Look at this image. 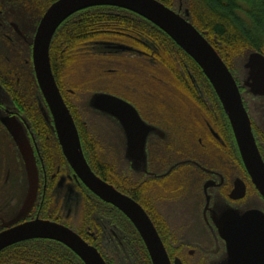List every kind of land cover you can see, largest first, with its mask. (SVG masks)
Instances as JSON below:
<instances>
[{
	"label": "flooded vegetation",
	"instance_id": "obj_1",
	"mask_svg": "<svg viewBox=\"0 0 264 264\" xmlns=\"http://www.w3.org/2000/svg\"><path fill=\"white\" fill-rule=\"evenodd\" d=\"M37 3L0 0V88L5 95L0 99V233L38 218L73 230L96 248L107 264H152L126 215L91 192L63 154L33 67L38 25L32 31L18 14L26 15L31 8L45 13ZM112 51L98 54V61L108 63L113 60L111 55L134 52L133 48ZM173 71L174 84H166L179 97L171 90L168 97L172 101L157 100L155 105L143 100L147 93L143 88L127 90L128 95L102 92L129 103L152 129L143 150L139 144H129L126 131L114 117L86 106L73 89L58 87L89 166L144 209L171 264H226L227 242L219 228L220 221L229 215L225 212L254 207L264 214V198L245 169L218 97V101L212 95V101L205 100L194 85L190 86L194 81L186 69ZM244 76L245 70L235 79L264 160V96L247 92L242 87ZM11 118L23 128L19 137L9 129ZM26 154L37 169L38 190L28 216L15 223L30 189ZM132 154L138 158H131Z\"/></svg>",
	"mask_w": 264,
	"mask_h": 264
},
{
	"label": "water",
	"instance_id": "obj_2",
	"mask_svg": "<svg viewBox=\"0 0 264 264\" xmlns=\"http://www.w3.org/2000/svg\"><path fill=\"white\" fill-rule=\"evenodd\" d=\"M94 7H114L135 13L148 20L177 44L200 67L214 89L229 119L238 149L250 179L264 198V160L255 141L251 121L243 105L240 87L230 69L216 49L192 23L189 9L167 7L159 0H56L39 21L33 40L32 61L37 83L49 108L63 154L76 176L101 200L119 209L139 233L152 264H171L161 238L144 209L131 198L118 192L99 178L89 166L80 142L72 114L55 80L51 61L52 39L68 18ZM114 51H131L125 45H110ZM242 87L254 96H264V55L252 51L244 63ZM1 92V88H0ZM88 106L120 122L129 144L144 149L147 135L152 129L138 116L135 109L123 99L108 93H93ZM46 119L49 117L45 115ZM17 137L23 128L13 121L7 122ZM142 135V136H141ZM141 136V137H138ZM142 151H140L141 155ZM139 155V156H140ZM131 158H138L133 154ZM30 189L27 201L15 223L28 216L36 200L38 174L26 154ZM219 224L227 242L226 264H264V214L251 207L242 211H226ZM33 240H50L68 247L84 264H107L98 250L85 242L77 233L61 224L35 219L16 224L0 233V252L12 245Z\"/></svg>",
	"mask_w": 264,
	"mask_h": 264
},
{
	"label": "trees",
	"instance_id": "obj_3",
	"mask_svg": "<svg viewBox=\"0 0 264 264\" xmlns=\"http://www.w3.org/2000/svg\"><path fill=\"white\" fill-rule=\"evenodd\" d=\"M42 1L48 8L56 0ZM159 1L173 10H178L181 5L189 9L193 25L205 34L235 78L239 79L242 75L250 51L264 54V0ZM131 36L136 37V40ZM98 37L112 40L123 37L124 42L140 45V37L152 42L158 49L175 56L181 66L188 65L194 77L218 101L200 67L171 38L141 16L114 7H94L80 11L58 28L50 46V61L59 87L65 86V80H62L65 69L87 60L73 55V50L91 39L98 41ZM96 54L95 58L100 57ZM12 261L15 264H83L65 246L44 240H33L0 252V264H14Z\"/></svg>",
	"mask_w": 264,
	"mask_h": 264
},
{
	"label": "rangeland",
	"instance_id": "obj_4",
	"mask_svg": "<svg viewBox=\"0 0 264 264\" xmlns=\"http://www.w3.org/2000/svg\"><path fill=\"white\" fill-rule=\"evenodd\" d=\"M35 2L37 3V0ZM37 4L39 5V3ZM39 7L44 10L47 9V6L41 1ZM187 7H189V3ZM184 9H186V7H183V11ZM30 10L31 11L26 15L23 13L18 14L20 18L27 20L29 23L25 26H31L32 31H34L41 16L44 14V11L41 12L37 8H31ZM123 37H118L114 40L105 37H98V41L91 39L84 43L79 49L76 47L73 50V55L87 58V60L76 63V66L73 65L70 69H65L63 71L64 75L62 76V80H65L64 87L73 89L76 96H78L82 102H85L86 106H88L90 97L94 92L108 91L117 95H128L127 90H133L135 88L145 89L147 93L145 92L141 99L149 100L148 102H152L155 105L159 104L156 102L157 100L172 101L169 99L168 94L175 90L170 86L168 87V85L169 83L174 84L172 83L173 70H177L181 67L186 69L189 72L190 77L193 78L194 82H190V86L194 85L202 98L207 101H212L210 91H208L207 88L204 87L196 77H194V74L188 68V65L185 64L186 66H181V63L178 62L175 56L163 52L148 40H144L140 37V45L127 41L124 42ZM130 38L136 40V37L134 36H131ZM117 39L123 41H117ZM142 40H144V42ZM111 44H121L131 47L134 52L117 53L118 55L110 56L113 59L110 62L100 63L98 58H95V53L101 54V56H103L102 54H108V46ZM98 54L97 56H100ZM111 54H115V52L112 51ZM146 58L153 63V66L149 65L150 62L146 61ZM242 69L243 73L244 68ZM67 82L71 86H69ZM176 93L179 97V93ZM3 96L5 95L1 89L0 99L3 98ZM73 108L77 109L76 106ZM73 108L72 110L74 112ZM90 115H92V113H90Z\"/></svg>",
	"mask_w": 264,
	"mask_h": 264
}]
</instances>
